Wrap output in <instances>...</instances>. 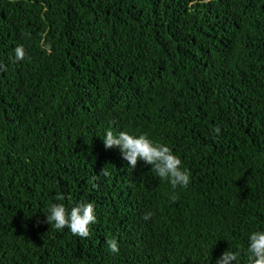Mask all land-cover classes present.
<instances>
[{
  "label": "trees",
  "instance_id": "1",
  "mask_svg": "<svg viewBox=\"0 0 264 264\" xmlns=\"http://www.w3.org/2000/svg\"><path fill=\"white\" fill-rule=\"evenodd\" d=\"M0 66V264H216L226 251L249 264L264 231V0H0ZM108 130L170 147L189 185L130 168ZM57 203L94 204L89 237L46 222Z\"/></svg>",
  "mask_w": 264,
  "mask_h": 264
},
{
  "label": "clouds",
  "instance_id": "2",
  "mask_svg": "<svg viewBox=\"0 0 264 264\" xmlns=\"http://www.w3.org/2000/svg\"><path fill=\"white\" fill-rule=\"evenodd\" d=\"M16 59L18 61L25 58V49L23 46H17L15 49ZM0 70H5L4 66H0ZM216 134L220 133L217 127L214 129ZM118 135L108 130L103 138L106 148L111 149L114 146L119 147L123 159L129 162L130 168H135L138 160H142L152 166V171L155 172L161 179L167 180L173 186L187 187L190 183V172L182 167V160L175 155L170 147L165 144L158 143L150 139L146 134L134 136L127 131H118ZM101 175L107 176L109 172L105 167ZM62 199V197H57ZM153 213L145 214L144 219L149 220ZM97 221L95 214V206L93 203H81L74 206L69 211L63 203L52 204L48 209L46 222L54 226L57 230L68 228L73 235L81 238L90 236V225ZM132 226L130 213L120 218L115 224V228L120 237L127 233ZM109 250L112 253H119V244L115 239L106 240ZM247 252L249 254V264H264V231L253 232L249 236V245ZM239 253L226 251L216 261V264H232L233 261L239 264Z\"/></svg>",
  "mask_w": 264,
  "mask_h": 264
}]
</instances>
